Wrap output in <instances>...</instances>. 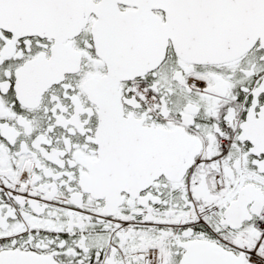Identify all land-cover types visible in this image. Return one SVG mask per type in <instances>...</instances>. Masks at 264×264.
Segmentation results:
<instances>
[{
	"label": "snow or ice",
	"instance_id": "6c2138e0",
	"mask_svg": "<svg viewBox=\"0 0 264 264\" xmlns=\"http://www.w3.org/2000/svg\"><path fill=\"white\" fill-rule=\"evenodd\" d=\"M0 264H264V0H0Z\"/></svg>",
	"mask_w": 264,
	"mask_h": 264
}]
</instances>
